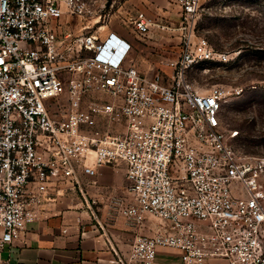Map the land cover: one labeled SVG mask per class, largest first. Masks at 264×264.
<instances>
[{
	"label": "built area",
	"instance_id": "2783aa9c",
	"mask_svg": "<svg viewBox=\"0 0 264 264\" xmlns=\"http://www.w3.org/2000/svg\"><path fill=\"white\" fill-rule=\"evenodd\" d=\"M172 2L186 32L181 51L148 74L128 62L127 38L96 32L105 2L0 0V250L52 193L87 201L83 176L124 164L131 199L118 210L135 224L146 213L165 224L138 233L118 264H153L158 248L177 250L183 264H264L261 165L222 124L226 89L188 75L229 55L194 32L201 0ZM64 14L86 20L84 32L57 40ZM132 23L142 34L172 28L144 11Z\"/></svg>",
	"mask_w": 264,
	"mask_h": 264
},
{
	"label": "rangeland",
	"instance_id": "374dc122",
	"mask_svg": "<svg viewBox=\"0 0 264 264\" xmlns=\"http://www.w3.org/2000/svg\"><path fill=\"white\" fill-rule=\"evenodd\" d=\"M101 1L106 4V16L96 25L103 24V32L111 28L121 30L132 39L129 63L154 74L166 69V61L179 56L181 39L186 32L179 28L180 17L172 0H128L126 3L117 0L113 8L110 6L113 0H98ZM117 4L121 5V15L113 13L112 16L111 11ZM141 10L154 22L172 28L152 25L147 33L137 32L132 18ZM68 15L65 27L68 25L69 29H64L62 22L57 40L63 39L66 31L74 36L82 32L84 19ZM193 30L197 36L205 37L215 50L227 53L229 59L211 62L206 68H194L188 75L200 87L219 84L226 89L220 115L222 124L228 130L237 131L232 139L234 147L261 165L260 179L264 183V0H201ZM57 45L61 49V43Z\"/></svg>",
	"mask_w": 264,
	"mask_h": 264
},
{
	"label": "crops",
	"instance_id": "0c3cea01",
	"mask_svg": "<svg viewBox=\"0 0 264 264\" xmlns=\"http://www.w3.org/2000/svg\"><path fill=\"white\" fill-rule=\"evenodd\" d=\"M116 2L113 0L110 6L113 8ZM119 10L121 5L117 4L112 16H120ZM68 16L64 14L60 19L66 30ZM96 32L102 38L115 32L127 38L133 48L132 39L121 30L111 28L103 32L99 28ZM83 179L87 201L78 192L65 196L52 193L21 238L0 250V264H118L117 252L127 254L138 233L162 230L165 221L156 215L146 213L144 220L135 224L118 210L119 200L131 199L124 164L99 166L95 176L86 175ZM153 264L183 263L177 250L158 248Z\"/></svg>",
	"mask_w": 264,
	"mask_h": 264
},
{
	"label": "bare ground",
	"instance_id": "6f19581e",
	"mask_svg": "<svg viewBox=\"0 0 264 264\" xmlns=\"http://www.w3.org/2000/svg\"><path fill=\"white\" fill-rule=\"evenodd\" d=\"M93 21H94V20H93ZM102 25H103V24H101L100 28H102Z\"/></svg>",
	"mask_w": 264,
	"mask_h": 264
}]
</instances>
